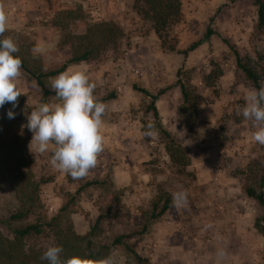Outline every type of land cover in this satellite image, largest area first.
I'll return each instance as SVG.
<instances>
[{"label": "rangeland", "instance_id": "rangeland-1", "mask_svg": "<svg viewBox=\"0 0 264 264\" xmlns=\"http://www.w3.org/2000/svg\"><path fill=\"white\" fill-rule=\"evenodd\" d=\"M3 2L8 30L1 39L12 37L19 46L16 54L35 57L48 67L67 57L59 44L67 36L80 35L84 25L110 22L123 34L115 48L102 52L95 61L65 70L85 71L96 84L94 95L108 106L103 117L105 149L86 178L73 180L53 168L51 152L41 155L36 151L25 119L30 133L26 150L35 163L33 176L50 181L39 188L46 219L58 214L64 226L87 238L97 214L107 212L97 235L88 239L95 247L105 246V258L114 256L118 264H264V209L244 194L245 188H251L264 197V145L252 140L255 129L238 115L252 87L221 42L224 39L233 47L264 86V29L255 31L256 9L251 0H178L181 18L167 29L164 46L150 23L132 10L133 0ZM217 8L211 25L217 36L183 57L179 52L201 38L207 19ZM66 11L74 14L69 18L78 19L60 20ZM36 45L45 51L34 56ZM50 81L45 80L49 89ZM177 83L184 87L188 104L182 103ZM18 87L32 111L40 102L38 88L24 73ZM138 89L151 95L164 90L154 101L158 124L185 151L186 166L169 159L168 140L159 131L154 138L141 135L140 130L154 121L146 111L149 99ZM56 102L50 97L46 103ZM90 181L98 184L76 193ZM181 187L189 193L186 209L172 204V193ZM164 195L170 208L148 220L151 203ZM63 206L66 211L59 212ZM14 208L9 190L3 188L0 219ZM243 210L250 215L248 246L234 245L231 230H239L235 223L243 217ZM143 224L144 233L140 232ZM205 224L212 227L202 234ZM0 232L10 237L3 226ZM128 234L121 244L112 245L115 237ZM26 245L47 249L54 242L45 231L43 237L29 239ZM220 249L226 253L222 259L217 256ZM133 254L142 261L138 263Z\"/></svg>", "mask_w": 264, "mask_h": 264}, {"label": "trees", "instance_id": "trees-1", "mask_svg": "<svg viewBox=\"0 0 264 264\" xmlns=\"http://www.w3.org/2000/svg\"><path fill=\"white\" fill-rule=\"evenodd\" d=\"M251 4L256 9L255 31H262L264 29V0H251ZM132 10L141 20L150 23L153 34L161 46L165 44L167 29L171 25L177 24L181 18L178 0H133ZM218 11L219 8L207 19L201 38L193 41L179 52L183 57H186L188 53L194 51L201 44L208 42L212 36H217L211 25ZM72 15H74L72 11H66L60 14L59 18L62 20L65 17L73 21L78 19L76 17L69 18ZM67 37V40H62L59 44V50L67 54V57L60 64L48 67L35 57L28 56L24 58L15 54L22 60V72L34 82L39 90V104L46 103L50 97H55L54 91L48 88L45 80L65 72L70 65L95 61L102 52L115 48L123 38V34L113 23L103 22L84 25L80 35L74 38L71 36ZM221 42L232 53L235 68L242 73L252 89L261 88L259 76L255 70L243 62L226 40L222 39ZM177 85L182 103L188 104L189 100L184 87L180 83H177ZM137 91L149 99L146 111L150 113L159 133L168 140L169 145L166 147V151L169 159L181 166H186L185 151L176 145L158 124L154 101L164 90H159L154 95L142 89ZM9 109H12L10 103H6L0 108V191L3 188L9 190L15 203V208L5 218L0 219V226H3L10 236L7 238L0 232V264H47V261L41 260V256L46 249H33L28 248L26 245V241L29 239L43 237L45 231L49 232L54 245L63 247L62 259L74 255L91 261L104 259L106 247L100 245L95 247L92 245L91 240L88 239V236L97 235L98 226L101 220L107 217V212H99L97 214L89 229L87 238L75 235L70 226H64L58 214L46 219L39 198V188L50 181L44 178L35 179L32 173L35 163L26 150L30 133L24 124L25 116L30 110L25 105L22 96L18 98L17 107L12 109L15 113L14 119L8 118L7 112ZM140 132L142 135L143 130L141 129ZM97 184L98 182L96 181L85 182L77 188L76 193ZM244 194L264 209V197L261 193L255 192L251 188H245ZM169 208L170 200L164 195L160 201L157 200L151 203L148 220L159 218ZM62 211H66V206L59 209V212ZM29 219L31 220L29 224L13 227L14 224ZM140 232H145V224L142 225ZM129 237V234L117 236L112 240V245H119L122 240ZM133 256L138 263L142 261L135 254Z\"/></svg>", "mask_w": 264, "mask_h": 264}, {"label": "clouds", "instance_id": "clouds-1", "mask_svg": "<svg viewBox=\"0 0 264 264\" xmlns=\"http://www.w3.org/2000/svg\"><path fill=\"white\" fill-rule=\"evenodd\" d=\"M8 14L3 0H0V36L8 30ZM33 54H42L45 49L36 45ZM18 44L12 37L0 39V108L6 103L15 109L22 95L18 82L23 75L22 60L15 55ZM50 87L55 93L56 103H40L27 114V129L32 133L31 142L41 155L51 152L50 164L53 168L70 176L73 180L86 178L94 170L105 149L103 133L104 119L108 106L94 95L96 84L83 70L66 71L51 78ZM245 104L238 108V115L250 122L255 129L252 140L264 145V86L250 90ZM9 109V119L15 113ZM142 135L154 138L158 135L154 122L145 126ZM189 193L181 187L172 193V204L177 209L188 207ZM205 224L202 234L211 228ZM221 239V237H217ZM64 249L59 245L47 247L41 256L47 264H118L114 256L99 261H91L79 256L62 259ZM226 255L224 249L217 252L218 258Z\"/></svg>", "mask_w": 264, "mask_h": 264}, {"label": "crops", "instance_id": "crops-1", "mask_svg": "<svg viewBox=\"0 0 264 264\" xmlns=\"http://www.w3.org/2000/svg\"><path fill=\"white\" fill-rule=\"evenodd\" d=\"M243 212V217L242 218H238V221L235 223L236 224V228H238L239 230H236L234 228L231 229L233 231V244L234 245H244V246H248L249 242L247 240V235L251 236V227L250 224L248 225L247 222L249 221V214L246 213L244 210ZM229 217V215H228ZM230 217H232L233 219H235V217L233 215H230ZM247 227V229H246Z\"/></svg>", "mask_w": 264, "mask_h": 264}]
</instances>
